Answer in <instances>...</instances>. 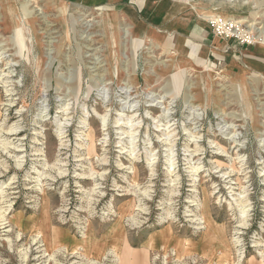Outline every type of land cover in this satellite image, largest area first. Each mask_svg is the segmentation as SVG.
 <instances>
[{
  "label": "rangeland",
  "instance_id": "1",
  "mask_svg": "<svg viewBox=\"0 0 264 264\" xmlns=\"http://www.w3.org/2000/svg\"><path fill=\"white\" fill-rule=\"evenodd\" d=\"M136 1L0 0V264H264V0Z\"/></svg>",
  "mask_w": 264,
  "mask_h": 264
},
{
  "label": "crops",
  "instance_id": "2",
  "mask_svg": "<svg viewBox=\"0 0 264 264\" xmlns=\"http://www.w3.org/2000/svg\"><path fill=\"white\" fill-rule=\"evenodd\" d=\"M133 6L134 9L142 8L143 0L141 2L140 0H137L136 2H134ZM172 12L173 11H171V13L169 14H163V16L161 17V21L159 22L163 26V31H164L163 35H169L171 33H177L178 35H180L179 40L176 39L175 41V46L177 47L188 48V46H191L192 44L196 46V58L200 60L199 62H208L219 59L218 55L221 54L218 53V50L224 52L223 48L227 49L226 46L221 44L220 39L217 38L214 39L210 31L205 30V27L202 24L201 26L199 22L194 21L193 23L192 21H190V19L186 22L183 21L179 23H178L179 19L178 21H176L177 19H173V21L171 22L172 18L174 17V16L171 17ZM124 13L126 14L128 13L127 9L125 10ZM176 23L178 25L182 24V28L178 27V25L174 27ZM210 46L213 48H211ZM215 48L218 49L217 50L218 55H215V52L212 51V49ZM230 50L228 52L225 51V53L222 54L223 57H226L225 60L226 63H233V65L234 66L236 65L237 68H245L247 66L246 68L254 69V70L257 69L261 72H264V58H258L256 55L260 51L254 50L253 47H248L244 54H241L240 50L238 51H235L233 49ZM232 53L233 54L238 53V55L236 56H240L241 59L239 60L233 59Z\"/></svg>",
  "mask_w": 264,
  "mask_h": 264
},
{
  "label": "bare ground",
  "instance_id": "3",
  "mask_svg": "<svg viewBox=\"0 0 264 264\" xmlns=\"http://www.w3.org/2000/svg\"><path fill=\"white\" fill-rule=\"evenodd\" d=\"M212 16V15H211ZM215 17V16H214ZM218 18L219 20H217L216 24L218 25L219 22H222V27L220 28V30H222L223 32H232V33H244L245 31V28L242 29L241 28V22L242 21H238V22H230V21H226L224 18V16H220V17H216ZM215 20V19H214ZM216 21V20H215ZM232 23V24H231ZM246 28H248V33H252V31H254V28L252 29V25H249L248 27L246 26ZM246 32V33H247ZM255 32V31H254ZM126 34V33H125ZM260 35V34H259ZM261 36V35H260ZM258 37V36H257ZM256 39V38H255ZM7 209V208H6ZM5 211V210H4ZM205 219V220H204ZM201 222H197V224H205L206 226L208 227H211V223L209 222V217L206 216ZM243 221V220H242ZM198 228V227H197ZM199 228H202L201 226ZM222 239V238H221ZM224 244H225V241H224ZM133 255V254H132ZM133 257V256H132ZM128 258L126 259L125 257H123V254H122V260L123 262L127 263V262H130L132 260H134V257L133 258Z\"/></svg>",
  "mask_w": 264,
  "mask_h": 264
}]
</instances>
